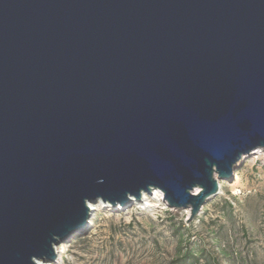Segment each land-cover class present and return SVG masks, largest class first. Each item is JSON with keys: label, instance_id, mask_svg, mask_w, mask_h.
<instances>
[{"label": "water", "instance_id": "obj_1", "mask_svg": "<svg viewBox=\"0 0 264 264\" xmlns=\"http://www.w3.org/2000/svg\"><path fill=\"white\" fill-rule=\"evenodd\" d=\"M256 148L264 0H0V264L52 259L85 198L192 217Z\"/></svg>", "mask_w": 264, "mask_h": 264}, {"label": "rangeland", "instance_id": "obj_2", "mask_svg": "<svg viewBox=\"0 0 264 264\" xmlns=\"http://www.w3.org/2000/svg\"><path fill=\"white\" fill-rule=\"evenodd\" d=\"M233 172L192 217L154 189L121 208L93 201L88 229L57 245L58 264H264V151Z\"/></svg>", "mask_w": 264, "mask_h": 264}, {"label": "bare ground", "instance_id": "obj_3", "mask_svg": "<svg viewBox=\"0 0 264 264\" xmlns=\"http://www.w3.org/2000/svg\"><path fill=\"white\" fill-rule=\"evenodd\" d=\"M264 151V148H256L255 150H253V152L251 153V154H254V153H258V152H263ZM214 178H216V180H217V183H218V191H217V193L216 194H218L219 192H220V190H221V181L219 180L220 178H218V176H217V174H215L214 175ZM223 180H225V179H223ZM153 190V189H152ZM151 190V191H152ZM155 191L154 192H156L157 193V190L158 189H154ZM159 191V190H158ZM160 192V191H159ZM198 192V189H195L194 190V194H196ZM146 194H148V193H146V192H143L142 194H141V198L140 199H134V198H131L132 200H133V202L134 201H142L143 199H145L146 198ZM161 197V196H160ZM132 200H131V202H132ZM93 201L94 200H89L88 201V203H90L92 206H91V208L90 209H88V211H89V213L91 212V211H93L94 210V205H93ZM130 202V203H131ZM113 207H116V208H121V207H119V206H113ZM188 208V210H189V207H187ZM89 224H90V222H89ZM74 235V234H73ZM59 252H60V249L58 248V246L57 245H55L54 246V253H55V256L52 258V259H43V258H40V259H37L36 260V262H37V264H58V262H59ZM60 263V262H59Z\"/></svg>", "mask_w": 264, "mask_h": 264}, {"label": "clouds", "instance_id": "obj_4", "mask_svg": "<svg viewBox=\"0 0 264 264\" xmlns=\"http://www.w3.org/2000/svg\"><path fill=\"white\" fill-rule=\"evenodd\" d=\"M157 195L158 196H163V193L162 192H159L157 190ZM98 199H101V197H99V196L96 197V200H98ZM88 201L89 200L87 198H85L84 201H83V203H84V205L86 206L87 209H90L92 205L90 203H88ZM33 257H35V256L30 257L31 261H33Z\"/></svg>", "mask_w": 264, "mask_h": 264}]
</instances>
